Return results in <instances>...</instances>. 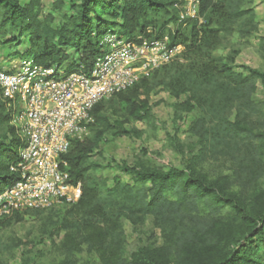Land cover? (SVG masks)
Wrapping results in <instances>:
<instances>
[{
  "label": "trees",
  "instance_id": "obj_1",
  "mask_svg": "<svg viewBox=\"0 0 264 264\" xmlns=\"http://www.w3.org/2000/svg\"><path fill=\"white\" fill-rule=\"evenodd\" d=\"M253 1L199 0L198 19L179 22L176 0H79L69 6L72 14L62 13L55 24L53 14L43 15L42 0H0V49L26 43L23 58L39 66L88 71L107 34L126 41L168 35L171 44L181 46L177 59L108 103L96 104L89 137L70 140L61 159L69 182L81 185V197L61 205L68 209L51 218L55 234H63L58 264H78L81 254L92 264H264V102L256 98L258 84L264 91V72L248 67L237 72L239 50L215 55L228 38L235 35L248 44L256 34ZM61 2L54 3L53 12L63 11ZM156 89L184 98L174 106V133L166 134L180 167L122 165L132 184L114 179L109 187L97 175L100 164L93 158L107 136L139 139L141 132L111 120L106 105L113 116L153 125L149 95ZM15 111L0 90V192L18 180L10 169L26 146L12 123ZM182 113L193 116L186 147L176 125ZM219 157L229 163L228 173L210 180L200 164ZM27 212L14 213L0 225L20 223ZM124 221L139 235H146L143 228L150 221L160 230L161 244H144L127 255ZM0 264L7 263L0 259Z\"/></svg>",
  "mask_w": 264,
  "mask_h": 264
},
{
  "label": "built area",
  "instance_id": "obj_2",
  "mask_svg": "<svg viewBox=\"0 0 264 264\" xmlns=\"http://www.w3.org/2000/svg\"><path fill=\"white\" fill-rule=\"evenodd\" d=\"M174 8L179 22L198 19L199 0H176ZM101 43L103 52L88 71L81 66L70 71L39 66L21 53L16 64L8 61L10 69L0 72L2 97L16 110L12 123L26 141L10 169L18 180L0 192V221L14 213L77 203L81 185L69 182L61 159L70 140L87 135L96 104L127 90L181 52L168 35L126 41L107 34Z\"/></svg>",
  "mask_w": 264,
  "mask_h": 264
},
{
  "label": "rangeland",
  "instance_id": "obj_3",
  "mask_svg": "<svg viewBox=\"0 0 264 264\" xmlns=\"http://www.w3.org/2000/svg\"><path fill=\"white\" fill-rule=\"evenodd\" d=\"M61 0H42L43 15L53 14L55 24L60 22L63 14H72L69 6L79 3V0H62L64 9L62 12H53L54 3ZM255 12L258 30L254 36L248 39V44L240 40L237 36H232L224 41V48L219 49L215 55L225 57L230 49L239 50L236 58V71L242 72L241 67H248L264 72V3L255 0L252 4ZM200 22V21H199ZM244 44V45H243ZM27 46L26 43L18 47H3L0 49V68L7 69L8 61L16 64L17 59ZM180 56V54L178 55ZM177 56V57H178ZM176 57V59H177ZM256 98L264 102L263 88L258 84ZM112 98L104 100L109 102ZM114 101V100H113ZM184 101L182 97L175 100L161 89H156L149 95V103L152 106V115L155 120L153 125L148 122H135L132 119L122 117L121 113L113 116V109L106 105V115L111 120H123L124 128L129 131L141 132V138H112L106 137V142L101 145V154L93 159L100 164L97 175L104 178L109 187L114 179H119L123 183L132 184L131 176L122 171V165L133 166L136 162L142 161L145 164L156 168L168 169L169 167H180V158L166 144V134H173L175 130L174 106ZM191 114H181V118L176 124L179 130V140L183 147L188 146L186 129L191 122ZM93 120H90V125ZM262 123V122H261ZM87 125V135L90 132ZM264 127L262 128V130ZM147 151L146 155L142 152ZM200 169L206 173L208 179L212 180L222 174H227L229 163L222 157L218 160H209L200 164ZM264 189V181H261ZM68 206L53 207L48 210L31 211L23 216L20 223L12 226L0 225V259L7 264H20L22 259H26L31 264H58L62 259L58 250L59 242L63 234L56 235L51 225V218L62 214ZM123 229L126 238V253L130 255L138 247L146 245H159L162 242V235L159 229L149 221L143 231L146 235H139L134 231L133 226L128 222H123ZM53 233L52 237L49 234ZM88 256L81 254L78 256V264H92Z\"/></svg>",
  "mask_w": 264,
  "mask_h": 264
},
{
  "label": "crops",
  "instance_id": "obj_4",
  "mask_svg": "<svg viewBox=\"0 0 264 264\" xmlns=\"http://www.w3.org/2000/svg\"><path fill=\"white\" fill-rule=\"evenodd\" d=\"M259 1H261V0H259ZM254 2H255V0H254ZM262 2V1H261Z\"/></svg>",
  "mask_w": 264,
  "mask_h": 264
}]
</instances>
